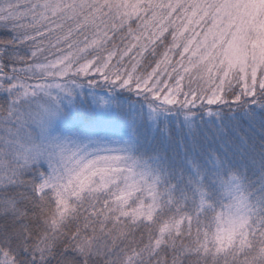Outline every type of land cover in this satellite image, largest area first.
I'll return each mask as SVG.
<instances>
[{
	"label": "snow or ice",
	"instance_id": "obj_1",
	"mask_svg": "<svg viewBox=\"0 0 264 264\" xmlns=\"http://www.w3.org/2000/svg\"><path fill=\"white\" fill-rule=\"evenodd\" d=\"M0 264H264V0H0Z\"/></svg>",
	"mask_w": 264,
	"mask_h": 264
}]
</instances>
